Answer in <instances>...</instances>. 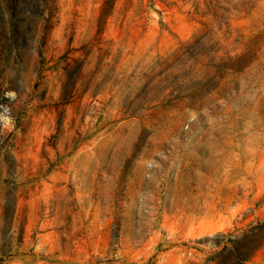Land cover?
<instances>
[{
	"label": "rangeland",
	"instance_id": "rangeland-1",
	"mask_svg": "<svg viewBox=\"0 0 264 264\" xmlns=\"http://www.w3.org/2000/svg\"><path fill=\"white\" fill-rule=\"evenodd\" d=\"M1 113L0 264H264V0H0Z\"/></svg>",
	"mask_w": 264,
	"mask_h": 264
},
{
	"label": "trees",
	"instance_id": "trees-1",
	"mask_svg": "<svg viewBox=\"0 0 264 264\" xmlns=\"http://www.w3.org/2000/svg\"><path fill=\"white\" fill-rule=\"evenodd\" d=\"M252 229V234L256 237V238H260L263 239L264 238V220L258 221L256 222V224H254L253 226L250 227ZM248 237V234H245L243 236V239L241 238V241H246ZM230 242L233 241V239H229ZM256 245H259V243H257ZM224 246V245H223ZM226 247V245L224 246ZM246 260V257L244 256L243 258H240V261H244Z\"/></svg>",
	"mask_w": 264,
	"mask_h": 264
},
{
	"label": "bare ground",
	"instance_id": "bare-ground-1",
	"mask_svg": "<svg viewBox=\"0 0 264 264\" xmlns=\"http://www.w3.org/2000/svg\"><path fill=\"white\" fill-rule=\"evenodd\" d=\"M0 123L9 124V118L5 113L0 114Z\"/></svg>",
	"mask_w": 264,
	"mask_h": 264
}]
</instances>
